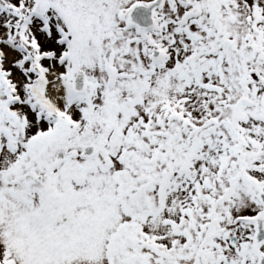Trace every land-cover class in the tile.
Segmentation results:
<instances>
[{
  "label": "snow or ice",
  "instance_id": "obj_1",
  "mask_svg": "<svg viewBox=\"0 0 264 264\" xmlns=\"http://www.w3.org/2000/svg\"><path fill=\"white\" fill-rule=\"evenodd\" d=\"M0 264H264V0H0Z\"/></svg>",
  "mask_w": 264,
  "mask_h": 264
}]
</instances>
